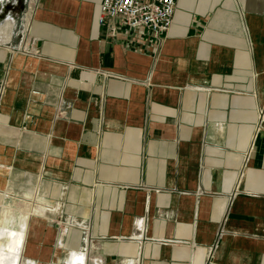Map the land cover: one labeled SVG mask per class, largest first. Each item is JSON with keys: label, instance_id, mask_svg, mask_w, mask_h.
<instances>
[{"label": "crops", "instance_id": "obj_1", "mask_svg": "<svg viewBox=\"0 0 264 264\" xmlns=\"http://www.w3.org/2000/svg\"><path fill=\"white\" fill-rule=\"evenodd\" d=\"M101 3L5 17L0 218H21L18 264H264V0H177L159 42L110 37Z\"/></svg>", "mask_w": 264, "mask_h": 264}, {"label": "built area", "instance_id": "obj_2", "mask_svg": "<svg viewBox=\"0 0 264 264\" xmlns=\"http://www.w3.org/2000/svg\"><path fill=\"white\" fill-rule=\"evenodd\" d=\"M177 0H102L96 25L110 37L121 29L147 34L159 42L170 27ZM0 88V96H1ZM262 114H260V117Z\"/></svg>", "mask_w": 264, "mask_h": 264}, {"label": "bare ground", "instance_id": "obj_3", "mask_svg": "<svg viewBox=\"0 0 264 264\" xmlns=\"http://www.w3.org/2000/svg\"><path fill=\"white\" fill-rule=\"evenodd\" d=\"M18 224L22 230L17 227ZM24 237L21 218L17 216L7 217L3 213L0 221V264H18L20 247ZM4 239H9L11 244L4 247L1 243Z\"/></svg>", "mask_w": 264, "mask_h": 264}, {"label": "rangeland", "instance_id": "obj_4", "mask_svg": "<svg viewBox=\"0 0 264 264\" xmlns=\"http://www.w3.org/2000/svg\"><path fill=\"white\" fill-rule=\"evenodd\" d=\"M30 1L32 0H0V14L1 16L2 15L4 16V19L0 22V23L3 22L0 25V35H3V38L0 39V43L8 44L11 41L10 40L8 42V39L9 38L12 39V32L15 24L14 20L10 16L5 18L4 13L5 12L7 13L12 12L13 14L16 13L18 16L17 26L19 28L23 22L22 18L26 14L25 12L28 7L27 3H29ZM1 243L4 245V247L11 244L9 239H4Z\"/></svg>", "mask_w": 264, "mask_h": 264}, {"label": "water", "instance_id": "obj_5", "mask_svg": "<svg viewBox=\"0 0 264 264\" xmlns=\"http://www.w3.org/2000/svg\"><path fill=\"white\" fill-rule=\"evenodd\" d=\"M4 12H5V11H4ZM6 13H7V12L4 13L5 17L7 16ZM3 19H4V16H3V15L1 16V14H0V22H1Z\"/></svg>", "mask_w": 264, "mask_h": 264}]
</instances>
